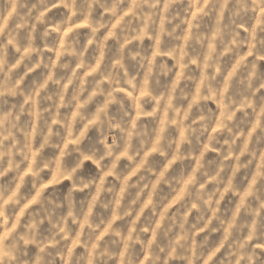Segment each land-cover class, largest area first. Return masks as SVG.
I'll return each mask as SVG.
<instances>
[{
  "label": "clouds",
  "instance_id": "1",
  "mask_svg": "<svg viewBox=\"0 0 264 264\" xmlns=\"http://www.w3.org/2000/svg\"><path fill=\"white\" fill-rule=\"evenodd\" d=\"M0 264H264V0H0Z\"/></svg>",
  "mask_w": 264,
  "mask_h": 264
}]
</instances>
